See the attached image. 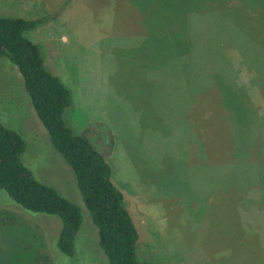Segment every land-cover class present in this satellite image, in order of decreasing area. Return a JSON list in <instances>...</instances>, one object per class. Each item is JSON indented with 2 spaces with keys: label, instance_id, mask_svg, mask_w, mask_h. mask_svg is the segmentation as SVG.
Instances as JSON below:
<instances>
[{
  "label": "rangeland",
  "instance_id": "obj_1",
  "mask_svg": "<svg viewBox=\"0 0 264 264\" xmlns=\"http://www.w3.org/2000/svg\"><path fill=\"white\" fill-rule=\"evenodd\" d=\"M178 2L186 1L0 0V17L45 19L27 36L71 90L67 125L86 134L110 163L139 233L141 260L264 264V50L256 53L250 45L257 44L231 26L244 35L242 23L264 28V13L254 20L240 10L244 0H229L230 16L220 18L204 5L201 27L193 18L188 25L194 40L202 32L193 55H167L165 41L143 40L138 4L148 11ZM231 115L237 120L230 122ZM0 118L24 138L22 161L35 177L84 215L76 253L67 257L56 247L59 219L27 212L3 193L0 261L28 264L45 251L54 264H108L75 176L7 58L0 59ZM229 194L244 212L261 200L259 229L232 216Z\"/></svg>",
  "mask_w": 264,
  "mask_h": 264
},
{
  "label": "trees",
  "instance_id": "obj_2",
  "mask_svg": "<svg viewBox=\"0 0 264 264\" xmlns=\"http://www.w3.org/2000/svg\"><path fill=\"white\" fill-rule=\"evenodd\" d=\"M180 1L186 2L174 4V1L175 7L170 4L167 10L157 5L148 8L147 11V7L143 8L138 4V11L142 18L145 14L151 28V34L146 33L145 37L154 39L158 44H164L165 41L167 55H175L179 52L193 55L194 46H199L201 43L202 32L200 30L197 34L199 38L196 37L197 40H194L189 34L188 25L193 18L195 27H201V19L208 16L201 14L203 11L200 10L204 5H211L213 11L208 12H214L220 18L230 16V11L226 10V7H229V0ZM193 1L196 5L191 4ZM244 1L240 10L254 17V20L260 21L258 13H264V0ZM133 5L137 7L134 3ZM180 19H183L182 23ZM231 19L235 18L231 17ZM44 22V18L0 17V59L7 58L21 73L25 90L39 120L48 132L52 146L75 176L83 203L97 227L99 247L105 253L108 264H155L140 259L138 230L125 206L123 192L112 180L113 170L105 155L96 148L86 134H76L66 123L64 114L72 103L71 90L47 66L40 46L27 36V33L37 29ZM246 23H242L246 35L231 23L232 30L238 36L241 35L245 42L256 43V46L249 43L255 52L259 49L263 51L264 28H256ZM167 29L168 31L165 32ZM160 30L163 33L158 32ZM167 38L168 42H166ZM237 48H240L239 45ZM151 51L160 57L158 51L155 52L153 49ZM212 55L215 57L214 54ZM216 103L222 111H227L223 108L226 105L221 103V98H217ZM221 110L219 113L222 112ZM236 120V117L231 115L230 122ZM25 150L24 138L15 130L7 128L0 118V199L6 194L9 199L4 197L5 199L14 202L27 212L57 217L61 225L56 247L63 255L73 257L76 253V238L84 220L82 208L63 196L55 187L35 177L32 170L22 161ZM232 196L229 194L226 198L232 202V216L240 218L242 223L243 217H247L252 229L254 230L257 224L259 229L260 223L255 221V218L259 219L262 215V210L259 208L262 205L261 200L255 208L244 212L243 208L236 204L238 199ZM256 208L259 209L256 211ZM0 264H3V261H0ZM28 264L54 263L49 254L41 251Z\"/></svg>",
  "mask_w": 264,
  "mask_h": 264
},
{
  "label": "crops",
  "instance_id": "obj_3",
  "mask_svg": "<svg viewBox=\"0 0 264 264\" xmlns=\"http://www.w3.org/2000/svg\"><path fill=\"white\" fill-rule=\"evenodd\" d=\"M140 16H141V13H139ZM142 17V16H141ZM145 19V20H144ZM142 28L145 29V32H144V36H143V40H144V37H145V34H151V28L148 24V20L145 18V14H143V21H142ZM180 54V52L178 53V55Z\"/></svg>",
  "mask_w": 264,
  "mask_h": 264
}]
</instances>
